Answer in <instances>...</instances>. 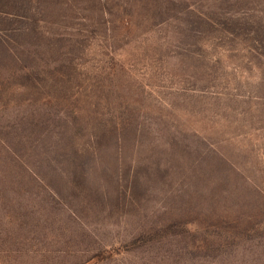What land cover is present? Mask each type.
I'll return each mask as SVG.
<instances>
[{"label": "rangeland", "instance_id": "rangeland-1", "mask_svg": "<svg viewBox=\"0 0 264 264\" xmlns=\"http://www.w3.org/2000/svg\"><path fill=\"white\" fill-rule=\"evenodd\" d=\"M0 264H264V0H0Z\"/></svg>", "mask_w": 264, "mask_h": 264}]
</instances>
